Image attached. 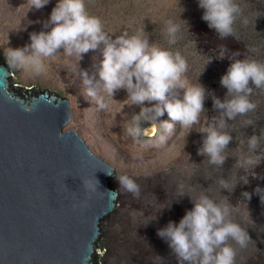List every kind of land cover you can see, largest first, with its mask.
I'll list each match as a JSON object with an SVG mask.
<instances>
[{
	"label": "rangeland",
	"instance_id": "374dc122",
	"mask_svg": "<svg viewBox=\"0 0 264 264\" xmlns=\"http://www.w3.org/2000/svg\"><path fill=\"white\" fill-rule=\"evenodd\" d=\"M235 2L242 9L241 19L250 22L257 18L254 22L259 29L252 33L242 30L221 39L202 19L204 9L199 7L198 0H85L89 14L100 18L113 39L126 31L129 36L148 39L151 46L180 52L188 63L182 77L185 88L199 83L206 89V111L200 122L192 128L176 124L167 141L161 144L158 121L142 122L143 136L139 141L127 135L125 129L141 106L128 99L126 90L117 91L114 97L106 96L109 107L105 110H98L96 103L86 98L83 72L94 83L99 81L103 59L99 50L89 51L79 61L77 56H67L60 49L54 58L45 61L46 73L39 77L26 76L10 66L4 49L30 44L32 32L50 31L51 26L45 29L43 24L49 20L58 0H50L39 10L30 9V0H0V59L12 71L15 89L38 87L69 98L72 121L67 130L76 131L93 154L119 175L135 179L141 187L139 200L121 192L119 212L106 238L109 251H113L110 261L115 252H121L132 260L130 264H178L157 230L169 221L179 223L194 206L189 195L207 194L217 202H229L231 219L251 238L243 248L230 241L237 252L236 264H264V89H255L250 83L253 87L250 100L257 105L256 109L227 121L226 131L233 139L224 153L228 157L222 167L210 164L207 156L198 154L206 136L200 131L220 115V110L213 108L212 97L223 101L227 95L220 80L234 62L229 57L241 60L248 57L264 63V0ZM169 21L179 26L175 44L169 43ZM222 46L227 50L223 59ZM155 103L145 102L144 106L152 107ZM165 120L171 122L166 111L159 118ZM253 135L260 136L261 146L255 154L261 156H254L248 148L247 140ZM246 156L262 159L255 168L245 171L237 162ZM221 178L229 181V187L235 185L231 192L221 189ZM115 180L114 186L120 189ZM181 192L185 195L179 196ZM244 193H249L250 199ZM131 208L142 214L137 213L133 219L129 216ZM157 256L162 260L158 261Z\"/></svg>",
	"mask_w": 264,
	"mask_h": 264
},
{
	"label": "clouds",
	"instance_id": "9594fccd",
	"mask_svg": "<svg viewBox=\"0 0 264 264\" xmlns=\"http://www.w3.org/2000/svg\"><path fill=\"white\" fill-rule=\"evenodd\" d=\"M50 0H30L31 8L37 10L45 7ZM199 7L204 9L202 19L209 28L214 29L224 39L234 36V24L242 14L241 7L235 0H198ZM247 21H245L246 23ZM50 31L32 32L30 44L21 48L7 47L4 55L7 63L30 77H39L46 73L45 61L54 58L60 49L67 56H77L79 61L89 51L99 50L103 59L99 67V81L94 83L88 73L83 72L85 96L96 103L98 110L109 107L106 96L124 89L128 99L135 105H140L139 114H134L125 129L127 135L139 141L143 136L142 122L158 121L161 144L174 131L175 125L192 128L200 122L201 114L205 113L206 89L198 83L185 88L182 77L188 70L187 60L180 52H172L151 46L148 39L138 35L129 36L125 31L116 36L104 30L99 17L90 15L85 0H58L52 9L50 18L44 22L45 29ZM179 26L169 21L167 34L169 43L177 42ZM226 48L222 46L220 58L225 57ZM239 53H234L238 56ZM233 59L220 80L221 86L227 89L223 101L213 95V108L220 110L218 117H213L202 133H206L203 146L198 154L207 156L210 164L222 167L228 156L224 153L233 137L226 131L228 120L247 115L257 107L250 100L255 89H264V63L254 59ZM183 90V95H181ZM156 103L146 107L145 102ZM167 112L170 121H159ZM252 123L249 122V125ZM260 136L248 138V148L256 155L260 148ZM262 159V158H261ZM261 159L252 156L238 158L240 168L249 171L255 168ZM112 175V172H108ZM120 192L131 194L139 200L141 187L137 181L128 175H117ZM247 183V178H244ZM99 183V181H98ZM84 185L91 192L96 191V184L85 180ZM221 189L231 192L235 185L229 187V181L221 178ZM257 191H260L257 189ZM111 199L119 195L117 191H108ZM181 192L179 196H184ZM250 199L249 193H244ZM193 207L187 210L179 223L169 221L163 228L157 230V235L163 239L175 256L178 264H236V249L230 241L241 248L251 241L248 232L239 223L231 219L232 206L217 202L207 194L191 196ZM137 211L131 208L129 216L135 219ZM161 261V257H156Z\"/></svg>",
	"mask_w": 264,
	"mask_h": 264
},
{
	"label": "water",
	"instance_id": "95a60500",
	"mask_svg": "<svg viewBox=\"0 0 264 264\" xmlns=\"http://www.w3.org/2000/svg\"><path fill=\"white\" fill-rule=\"evenodd\" d=\"M12 78L0 59V264H112L116 169L67 130L69 98Z\"/></svg>",
	"mask_w": 264,
	"mask_h": 264
},
{
	"label": "trees",
	"instance_id": "16d2710c",
	"mask_svg": "<svg viewBox=\"0 0 264 264\" xmlns=\"http://www.w3.org/2000/svg\"><path fill=\"white\" fill-rule=\"evenodd\" d=\"M257 18H253L251 19V21H247L245 23V21L243 19H241V17H238L236 23L234 24V34H236L239 31H249V32H255L257 29H259V25H257V23L254 22V20ZM242 23V24H241Z\"/></svg>",
	"mask_w": 264,
	"mask_h": 264
},
{
	"label": "bare ground",
	"instance_id": "6f19581e",
	"mask_svg": "<svg viewBox=\"0 0 264 264\" xmlns=\"http://www.w3.org/2000/svg\"><path fill=\"white\" fill-rule=\"evenodd\" d=\"M152 131H149V133H151ZM111 263L112 264H130V262L132 261L131 259H129L127 256H125L123 253L115 252L114 257H111Z\"/></svg>",
	"mask_w": 264,
	"mask_h": 264
},
{
	"label": "flooded vegetation",
	"instance_id": "af4514ba",
	"mask_svg": "<svg viewBox=\"0 0 264 264\" xmlns=\"http://www.w3.org/2000/svg\"><path fill=\"white\" fill-rule=\"evenodd\" d=\"M112 186H113V188H115V189H117L119 191V189L117 187H115L113 184H112ZM119 194H120V198H119V201H118V207H119V202H120L121 196H122L120 191H119ZM118 212H119V208H118ZM107 229H109V223H108ZM107 235L100 242V246L103 249L104 253H106V254H107V246H108V241L106 239V238H108ZM102 258H103V256H101V260H102Z\"/></svg>",
	"mask_w": 264,
	"mask_h": 264
}]
</instances>
